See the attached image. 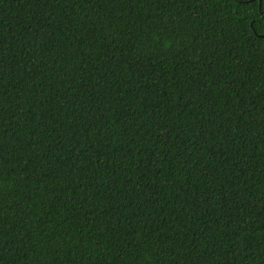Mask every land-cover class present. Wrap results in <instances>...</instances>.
I'll return each instance as SVG.
<instances>
[{"label":"trees","instance_id":"obj_1","mask_svg":"<svg viewBox=\"0 0 264 264\" xmlns=\"http://www.w3.org/2000/svg\"><path fill=\"white\" fill-rule=\"evenodd\" d=\"M264 0H0V264H264Z\"/></svg>","mask_w":264,"mask_h":264},{"label":"water","instance_id":"obj_2","mask_svg":"<svg viewBox=\"0 0 264 264\" xmlns=\"http://www.w3.org/2000/svg\"><path fill=\"white\" fill-rule=\"evenodd\" d=\"M260 1H261V0H259V8H260ZM261 12H262V14H264V12H263V11H261Z\"/></svg>","mask_w":264,"mask_h":264}]
</instances>
